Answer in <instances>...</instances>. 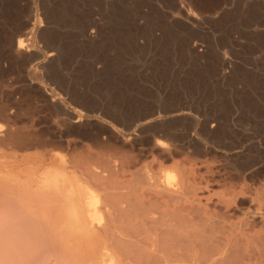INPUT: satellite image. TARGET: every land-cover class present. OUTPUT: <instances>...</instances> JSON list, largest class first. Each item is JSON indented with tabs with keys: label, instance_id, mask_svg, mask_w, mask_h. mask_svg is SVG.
<instances>
[{
	"label": "rangeland",
	"instance_id": "obj_1",
	"mask_svg": "<svg viewBox=\"0 0 264 264\" xmlns=\"http://www.w3.org/2000/svg\"><path fill=\"white\" fill-rule=\"evenodd\" d=\"M250 1L0 0V264H78L52 172L94 189L113 237L114 196L137 212L148 174L182 178L164 149L218 181L205 194L237 209L227 225L258 211L241 233L264 264V0ZM17 131L36 144L7 142Z\"/></svg>",
	"mask_w": 264,
	"mask_h": 264
},
{
	"label": "bare ground",
	"instance_id": "obj_2",
	"mask_svg": "<svg viewBox=\"0 0 264 264\" xmlns=\"http://www.w3.org/2000/svg\"><path fill=\"white\" fill-rule=\"evenodd\" d=\"M251 1H258V0H251ZM179 16H181V14ZM22 47L23 46L18 45V50L19 51L23 50ZM17 130L19 131V129ZM18 131L14 132L13 135H9V138L6 137L7 138L6 141L7 142L10 141L14 143V146L20 150L26 149L27 145L30 148L31 146L29 145L32 144V141L34 145L35 142L33 139L35 138H32V140L30 138L27 139L29 135H26V138H25L24 134L22 135L21 133V135H19L22 129L19 131V133ZM1 139L3 140L4 138H1ZM1 142L3 143V141ZM157 148H155L154 150H156ZM176 148L178 149V147ZM178 151L179 150L164 149L162 150L161 158L165 161L164 163L171 162L172 168L176 171H179L180 174L182 175V178L179 181L175 180V178H177L176 177L177 174L176 175L175 173L171 174V173H168V171L167 172L161 171L160 173L148 174L147 190L141 191L138 198L137 199L135 198L137 200L136 204L138 203L140 206L139 211L137 212L134 211L132 206L135 205V203L134 204L132 203L133 205L128 204L132 207V208L130 207L129 209H125L124 207H122V200L126 202L125 198L124 199L121 198L124 195L122 194V191L120 192L122 196L119 193L120 194L119 197L116 198L114 196L116 199L113 197V200L116 201L113 203L114 204L113 223H112L113 231L108 228L110 231L113 232V237H111L112 235L110 233H108V235L109 234L111 235L110 237L103 235L102 232H100L102 228H100L98 231L96 230L97 227L95 225L96 224L95 221L98 224L100 223L103 224L102 221L104 219L103 218L104 216L102 213L98 212L96 208L98 199L93 195L94 194L93 192H90L94 189L88 190V189L83 188V186H80L81 184L76 185L72 180H70V178H68V176L62 177L61 179L60 175H57L58 172L56 171L51 173L50 177L46 179V182H52L53 185L57 188L56 190H58L59 192L63 191L64 200L67 201V208L64 209L63 215L65 218V224L67 225L65 226L70 232L72 231L71 232L72 235L67 238H64V237L63 238L67 240L74 239L76 241V245L79 251L81 252V254L78 255V258L75 257V259L79 261L78 264H255V261H254L255 258H257L256 261L257 260L260 261L258 259V256H256V254L253 255L254 253L250 252L252 249L249 250L250 248H248L247 246L248 243H247L246 238L248 236L246 237V235L241 233L249 225L248 220L250 218L255 219L257 217V214L259 213H256V212L258 211L255 210L256 211L255 213H253V211L250 213L247 211L245 213L243 209L239 210L238 212L244 215L243 220H241V222L238 223V225H236V223L227 225L226 224L227 221H229L231 218L233 219V216H232L233 214L238 215V213H236L237 209L233 208L232 205H230V201L224 199V197L214 200L213 196H207L205 193L206 192L208 193L209 188L212 187V184H215V182L217 183L218 181H216L215 178L209 179L208 177H207L208 179L205 180V176L204 178L201 177L202 179H199L198 177H196L195 170L192 168V166L196 165V163L195 164L192 163L191 166H188L189 162L187 163L186 162L187 160L179 161L178 157L180 155L179 154L180 151L179 152ZM151 152H153L154 154V151L151 150ZM156 152L157 151H155V153ZM155 155H158V154H155ZM185 155L184 153L182 154V156H185ZM192 162L194 161L192 160ZM122 165H124V163ZM163 166L164 165L161 164L159 168H162ZM119 167L117 166L116 169L119 170L121 168ZM122 168L126 169L127 167H122ZM129 168L131 169L132 166H129ZM148 170L151 171V168L149 169L148 167ZM125 171L126 170H124V172ZM156 171L159 172V170H156ZM117 173H115V175ZM137 173H138V170H137ZM210 175H213V174L210 173ZM144 176H145V173L143 177ZM60 182H62L64 186L63 185L60 186L59 185ZM118 183L119 182L116 183L117 184L116 188H117V191L119 192L121 189L118 190ZM135 185L138 186V184H135ZM119 188H121V185L119 186ZM237 190L239 191V189ZM126 193L130 194V191H127ZM133 193L135 194L137 192L133 191ZM226 194H229V193H226ZM125 196L126 195H124V197ZM128 197H132V196H128ZM89 199L90 201L87 203L86 200H89ZM127 201H129L128 198H127ZM124 204H127V203H124ZM106 205L107 204H105L104 206ZM108 206L109 205H107L106 207ZM16 207L18 206L16 205ZM86 207L92 208L91 212H86ZM18 210H21V208L19 207ZM14 214H12L13 218L15 217ZM61 214H62V211H61ZM213 215L220 218V222H218L219 221L218 218L217 220H215L217 221V223L215 221L214 223L212 222V220L209 221V219H205L207 216L211 217ZM35 217L37 218L36 214H35ZM259 217L261 216L259 215ZM19 218H21V220L19 219L20 222L23 220L27 221V219H25V216H24V219L21 216ZM28 220H31V217L30 219L28 218ZM40 220H42V223L46 222V220H43V219H40ZM32 221H33V218H32ZM16 222L20 223L18 220H16ZM34 224H35L34 227H36L37 225L35 222L32 225ZM108 225L109 223H107V226ZM24 226L27 227L28 225L27 226L23 225V227ZM105 226H104V229H106ZM37 228L38 226L36 227V229ZM52 229H54V227ZM52 229L50 228V230ZM25 230H23L22 232L24 233ZM28 231L29 229L27 228L26 233H25L26 236L29 233ZM11 232L15 233V231H10V233ZM2 234L0 236H2ZM31 237L32 236H30V238ZM38 241H40L38 243H41V240H38ZM49 244H46L48 248L51 247V246L49 247ZM40 245L43 248L45 243L42 242ZM254 246H256V242ZM254 246H250V247H254ZM36 247L39 250L40 246L36 245ZM68 247L69 246H67V248ZM53 248L54 250H56L55 246ZM60 251L58 250V252ZM49 252L50 251H48L47 253ZM39 254H40L39 256L40 258L42 257V254H45V253L43 251L42 254L41 253ZM55 254L57 256V253ZM261 255H264V254L261 253ZM59 257L57 256V258ZM253 257H255L254 260H253ZM50 262H53V261L51 260ZM54 263L56 264V259L54 260ZM69 264H71V262H69Z\"/></svg>",
	"mask_w": 264,
	"mask_h": 264
}]
</instances>
